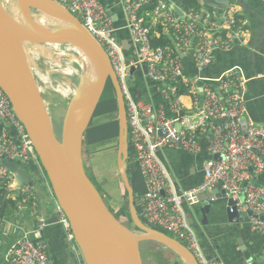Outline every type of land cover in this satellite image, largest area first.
<instances>
[{
  "label": "built area",
  "instance_id": "obj_1",
  "mask_svg": "<svg viewBox=\"0 0 264 264\" xmlns=\"http://www.w3.org/2000/svg\"><path fill=\"white\" fill-rule=\"evenodd\" d=\"M52 1L61 4L79 19L110 60L124 102L127 141L134 149L146 185L140 200L144 224L167 232L181 241L197 264H225L218 258L209 257L205 252L199 237L187 222L184 208L185 204H197L201 194L210 191L215 183H220L225 196L235 201L239 213H253L247 219L250 230L264 236V218H260L264 214V186L254 183L264 172V124L249 120L242 127L239 122L246 109L238 94L243 83L230 78L237 69L229 70L216 79H205V85L209 83L199 87L198 78L183 75L179 53L173 54L168 48L153 47L151 44L152 34L159 26L175 38L182 53L196 39V67H207L213 61L215 49H228L243 35L245 20L237 23L236 16L239 12L234 9L236 2L232 1L227 7L219 9L207 8L203 1H199L197 6L188 9L184 18H180L174 15L168 0H121L128 11L127 27L131 41L136 46V56L133 58L124 54L116 37L112 18L99 0ZM147 6H152L151 21H147L141 14V9ZM141 64L147 65V79L156 83L158 91L175 112L174 117H168L162 107L154 109L148 102L133 96L129 85L130 72L132 67ZM172 79L198 105L193 116L179 115L181 96L176 91V86L170 83L163 85ZM215 83L224 92H228V87L231 86L234 91L221 100L214 91ZM0 122L3 125L0 130V159L34 161L39 164L32 140L1 88ZM208 128L212 134L210 157L203 165L204 179L198 186L178 191L159 152L180 147L196 154L200 149L199 138ZM218 154L221 155L219 158L216 157ZM1 187L15 188V181L6 166L0 163ZM24 192L30 199L31 190L25 187ZM240 194L243 198H239ZM56 212L60 222L69 229L64 211L57 206ZM1 218L0 204V222ZM35 234L40 238L39 231ZM69 236L73 238L71 234ZM6 263L53 264V261L37 239L25 234L9 246Z\"/></svg>",
  "mask_w": 264,
  "mask_h": 264
},
{
  "label": "water",
  "instance_id": "obj_2",
  "mask_svg": "<svg viewBox=\"0 0 264 264\" xmlns=\"http://www.w3.org/2000/svg\"><path fill=\"white\" fill-rule=\"evenodd\" d=\"M22 1L32 8L39 9L41 16L45 19L44 25H48V27L45 26L42 31L37 33L25 32L16 24L15 18L6 11L4 2L0 1V88L8 97L14 113L24 124L32 140L38 156V167L47 179L55 201L69 221L73 240L81 252L85 264H144L141 244L150 241L163 244L172 250L184 264H197L191 252L182 242L145 225L137 215L134 191L126 173L127 125L124 102L104 49L79 19L61 4L48 0L53 3L54 7L61 9L71 23L67 26L53 28L49 21L50 17L58 16L42 3L44 0ZM211 8H216V6L213 5ZM173 11L178 15L182 14L175 7ZM124 30L123 32L128 34V38L120 40L119 43L127 56V51L132 49V42L128 27L125 26ZM120 32L121 30L116 28L115 34ZM17 37L36 45H54L53 47H56L67 44L76 49H85L100 66V73L94 77L95 82L88 86L87 92L82 90L87 80L86 74H84L86 80L81 77L77 86L74 83L69 84L74 93L65 111L60 137L56 135L57 131L50 115L49 103L40 89L23 46L17 43ZM142 65L143 71H146L147 65ZM137 67L139 66L131 68L132 75L135 74ZM147 82L156 85L148 79ZM109 83L114 89L118 116L117 170L128 194L130 219L138 231H134L122 223L108 207L100 191L86 173L81 158L85 131L88 130L96 111L102 106L105 100L103 99L105 90ZM198 86L202 87L203 83L199 82ZM246 121L245 118L239 120L242 127H245ZM213 124L215 125L216 121ZM220 156L216 155L218 158ZM3 160L6 159H0L1 164H3ZM161 160L163 161L162 158ZM7 163L3 165L10 168L11 161L7 160ZM163 163L165 164L164 161ZM171 179L175 183L173 176ZM254 183L257 184V179ZM199 202L201 203L199 206L196 204L197 206H193L194 208H190L189 211L185 209L186 218L208 254L214 248L219 250L220 247L218 239L209 241L206 236L211 235L208 232L204 234L205 229L201 230L203 225H207V215L211 213L212 207L224 203L226 206L225 216L230 223L238 224L243 219V215L237 211L235 201L228 199L218 184L210 191L201 194ZM198 213L202 217L199 223L193 216ZM249 215H253V213L248 211L245 215L246 219L244 218L245 221ZM260 218H264V214ZM240 251L244 261L258 264L245 246H241ZM208 256L216 258L214 255L208 254Z\"/></svg>",
  "mask_w": 264,
  "mask_h": 264
},
{
  "label": "crops",
  "instance_id": "obj_3",
  "mask_svg": "<svg viewBox=\"0 0 264 264\" xmlns=\"http://www.w3.org/2000/svg\"><path fill=\"white\" fill-rule=\"evenodd\" d=\"M199 1H203L207 7L211 8L214 5L219 9L227 7L228 3L232 1L236 2L234 9L242 14L244 16L242 20H245L242 26L243 35L241 38L234 41L228 49H215L212 63L203 68H198L195 64L196 39H193L190 46L182 53V50L180 51L177 46L175 38L162 30L164 34L172 39V45L157 47L162 49L168 48L173 54L179 53L181 55L183 75L187 78H198L199 82L203 83V86L205 85V79H216L229 70L237 69L236 72L231 74L230 78L233 81L238 79L243 83L242 88L238 91L246 109L243 118L257 124H264V0H228V3H226V0ZM99 2L107 9L115 28L121 30L119 34L116 33L117 39L122 41L128 38V34L123 32L125 31V26L128 24V11L125 9L122 1L99 0ZM187 2L188 0H168L172 10L175 7L182 13L178 15L173 11L174 15L180 18H184L188 9L192 6L191 3ZM150 10V6L141 9V14L146 17L147 21L152 20ZM158 33L156 32L155 36ZM134 55H136V46L132 42V49L127 51V57H133ZM34 75L36 77L35 72ZM79 82L77 80L73 81L76 86ZM166 83L176 86V91L181 96L179 115L193 116L194 112L198 109V105L193 102L188 92L179 84H176L173 79ZM129 85L136 99L148 102L154 109L162 107L168 117L175 116L171 105L165 101L156 85L147 82L146 71H143L142 64L137 67L135 74L130 75ZM213 86L216 87L214 91L221 100L227 98L228 93L234 91L232 86L228 87L230 90L228 92H224L218 83L213 84ZM40 89L44 94L45 91H43L41 85ZM193 118L196 119L195 117ZM2 128L3 125L0 122V130ZM9 131L12 132L11 129ZM211 134L210 128L206 132H202L199 138L200 149L196 154L189 153L180 147L160 151V156L169 169L171 177L173 176L175 179V187L180 191L202 183L204 179L203 165L206 159L210 157ZM113 136L117 137L118 144V124ZM84 147L87 151V140L82 144V159ZM111 154L112 157L107 160L104 155L97 158H100L99 164L102 166L101 170L104 173L107 170L108 173L106 172V174L112 178L113 176L115 177L113 171L115 169L116 154L114 157V152ZM85 157L88 158L87 153ZM92 160L88 159L90 162V172L92 176L94 173L97 177L98 171L94 170L95 167ZM13 162L17 163V172L13 173L11 167L9 171L13 175L15 188H9L6 199L10 201L7 200L0 222V264H7L6 252L9 246L25 234L30 238L37 239L38 243L45 247L53 264H85L76 243L69 236V234L72 235L70 227L68 229L59 220L56 212L58 204L38 164L34 161ZM126 173L134 191L137 215L142 220L140 200L146 190V185L140 173L134 149L129 140L127 141ZM119 178L116 179L115 177L116 180L112 178V182L116 181L117 183ZM100 181L103 180L100 179ZM257 183L264 186V172L257 177ZM104 184L106 189L108 181L106 180ZM217 184L220 185V183H215L212 188ZM25 187L31 189L34 200L27 199L21 201L19 199L18 201V197L24 193ZM121 187H124L122 182ZM239 198H243V195L240 194ZM34 202L36 205H34ZM200 204V202L197 203L198 206ZM193 206L185 204L184 208L186 211H189L190 208H194ZM225 207L224 203L214 205L210 211L211 213L207 215V225L201 227V230L205 229L204 234L208 232L211 235L206 236L209 241L218 239L220 245L219 250L214 248L208 254L216 256V258L222 260L225 264H250L243 260L240 251V247L245 246L252 253L253 260L258 264H264V236L250 230L248 220H244V218L246 219L245 215H243V219L238 224L230 223L225 216ZM193 216L199 223V220L202 218L200 214L198 213V215L195 214ZM36 231L40 232V238L35 234Z\"/></svg>",
  "mask_w": 264,
  "mask_h": 264
},
{
  "label": "rangeland",
  "instance_id": "obj_4",
  "mask_svg": "<svg viewBox=\"0 0 264 264\" xmlns=\"http://www.w3.org/2000/svg\"><path fill=\"white\" fill-rule=\"evenodd\" d=\"M13 1L14 0H11L10 3H7L6 1L2 0V2H4L3 4L4 7L6 8V11L10 14L11 17L17 20L18 19V13L16 10L17 7L15 4H13ZM29 13L33 20H36L37 17L41 16L37 14L35 9L32 8L29 9ZM45 26L48 27V25ZM53 46L54 45L51 46L36 45L25 42L23 44V49L25 50V53L28 56L27 60H29L31 66H33L34 68V72L36 74V80L38 84L40 83L41 88H43V91H45L43 95L45 99L48 100L47 102H49V111L57 131L56 135L57 137H60L65 111L74 93V90L69 87V84L73 83V81L75 80L79 81L81 77L84 78L85 73H84V69L76 60L78 53H77V49L74 46L67 44H61L59 46L55 45L56 46L55 48ZM62 52L67 53V57H61L59 59L55 57L56 55ZM87 79L89 80V82H87L88 80L85 79L86 81L82 88L83 92H87L89 86L88 83H91L92 81L91 77H88ZM63 80H65V82H63ZM163 85L164 86L168 85V83H164ZM111 90L114 92L112 84L109 83L106 87L105 95L103 98L105 100L103 101V104L100 107V109L96 111L94 117L91 119L88 130L86 129L85 131L83 143L86 140L88 143L90 142L94 143L96 141H99L100 139L101 141H104L109 134H112L111 132L112 127L108 128L107 126L104 127L97 124L98 120L101 119L99 118L100 115L103 114V112L106 109L113 110L114 108V105H112L113 94ZM117 149H118V144H117L116 152ZM86 153L87 151L86 148L84 147L82 162L84 164L86 173L88 174L90 179H92V182L97 187L98 183H97L96 175L94 174L93 177L92 173L90 172V168H89L90 162L88 161V158L85 157ZM104 157L106 160L110 159V157H112L111 152L110 151L109 153L106 152L104 154ZM99 159L100 158H94L92 160L93 166L95 167V169L94 168L93 169L99 171L103 175L102 179L105 180L110 179L109 182H112L111 176L106 174V172L108 173V171L106 170L104 173L101 170L102 166H100L99 164ZM3 164H8L7 160H3ZM10 166L13 173L17 172L16 162H11ZM116 166H117V161H115V169ZM6 168L9 170L8 167ZM115 169L113 172L117 179L118 174H117V170L115 171ZM97 188L101 192V194H103L104 190L101 191L99 187ZM120 188H121V183L118 179V182L116 183L115 187L112 189L110 194H112L113 197H116L117 195H119L118 193L120 191ZM102 196L105 195L103 194ZM113 213L116 214L115 211H113ZM125 225H127L130 229H133L134 231H138V229L134 226L133 223L132 224L129 223ZM170 251L172 250L168 249L163 244L161 245L160 243L154 241L144 242L141 244V252H142L144 264H178L179 261L174 258V255L171 254Z\"/></svg>",
  "mask_w": 264,
  "mask_h": 264
},
{
  "label": "trees",
  "instance_id": "obj_5",
  "mask_svg": "<svg viewBox=\"0 0 264 264\" xmlns=\"http://www.w3.org/2000/svg\"><path fill=\"white\" fill-rule=\"evenodd\" d=\"M198 2H199V0H188L187 3H191L192 6H197ZM204 6L207 7L206 5H204ZM151 8H152V6H150V9ZM207 8H210V7H207ZM243 17L244 16L240 13L236 16V20H237L238 24H240ZM159 27H157V29H156V32H159L158 35L155 36L156 32L152 34V38H151L152 46L153 47H157V46L166 47V46L172 45V39L168 35H166L162 32L161 26H159ZM112 94H113L112 105H114L113 110L106 109L103 112V114L100 115L99 118H101V119L98 120V122H97L98 125H101L104 127L107 126L108 128L112 127V129H111L112 134L108 135L104 141H101V139H100L99 141H96L94 143L93 142H90V143L87 142V155H88V159L90 161L94 158H97V157L104 155L106 152H109V151H111V153L114 152V156L116 154L115 152H116V148H117V137L113 136V133L116 132L118 121H117V109H116L115 94L113 91H112ZM14 161L19 162V160H14ZM11 162H13V161H11ZM115 171H116V169H115ZM117 174H118V172H117ZM102 176L103 175L98 171L97 177L99 179L96 177L97 183H98L97 187H99L101 189V191L104 190L103 191V194L105 195V196H103L104 201L106 202V204L109 206V208L111 210L115 211L117 217L119 218V220L122 223H124V224L131 223L132 224V221H131L130 215H129L127 191L125 190L124 187H121L120 191L118 193L119 195H117L116 197H113V195L110 193H111L112 189L115 187L116 181L109 182L110 179H107L109 184H108V187L105 189L104 182L106 180L102 179ZM93 177H94V173H93ZM118 177H120L119 174H118ZM112 178H113V180H116L115 177H112ZM100 179L103 181H100ZM119 181H120V183L122 182L120 178H119ZM8 192H9L8 188H5V187L0 188L1 216H2V213H3L5 206L7 204L8 199H6V195ZM103 194H101V195H103ZM27 196L28 195L24 192L21 196L18 197V201H19V199L21 201L27 200L28 199ZM29 200H34L33 195L30 196ZM8 201H10V200H8ZM135 204H136V201H135ZM142 221L144 222V220H142ZM165 233L170 235L171 237H173L171 234H169L167 232H165ZM170 253L173 254L174 258L179 261L178 264H184L182 262V260L179 258V256H177L173 251H170Z\"/></svg>",
  "mask_w": 264,
  "mask_h": 264
},
{
  "label": "bare ground",
  "instance_id": "obj_6",
  "mask_svg": "<svg viewBox=\"0 0 264 264\" xmlns=\"http://www.w3.org/2000/svg\"><path fill=\"white\" fill-rule=\"evenodd\" d=\"M5 1L7 3H10L11 0H5ZM42 3L45 6H47L48 9H50L53 14H56L58 16V17H53V16L50 17V22H51V24H53V28L58 27V26L70 25L71 21L65 17L64 12L61 9H57L56 7H54L53 3H50L48 0H44V2H42ZM13 4L16 5V7H17L16 10L18 13V19L17 20L15 19V21H16V24L21 29H23L25 32H29V33H37V32L42 31L44 29V27H45L44 17L39 16V17H37L36 20H33L30 16V13H29V9H31L32 7H30L25 1L14 0ZM32 9H35V8H32ZM35 10H36L37 14L41 15L39 9H35ZM17 38H18L17 43H19V45L23 46L25 41L20 37H17ZM77 49H78V51H77L78 56H77L76 60L81 65V67L84 68L85 74L87 75V78L88 77L92 78L91 83H88V85L90 86L92 83L95 82L94 77H97L99 75L100 66H99L98 62L96 61V59L94 57H92L87 52V50L81 49V48H77ZM24 53H25V50H24ZM25 55H26V53H25ZM55 57H57L58 59L61 57H67V53L62 52V53L56 55ZM87 82H89V80Z\"/></svg>",
  "mask_w": 264,
  "mask_h": 264
}]
</instances>
